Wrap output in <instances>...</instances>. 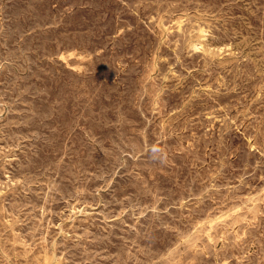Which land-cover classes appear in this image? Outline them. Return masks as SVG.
Instances as JSON below:
<instances>
[{
  "label": "rangeland",
  "instance_id": "374dc122",
  "mask_svg": "<svg viewBox=\"0 0 264 264\" xmlns=\"http://www.w3.org/2000/svg\"><path fill=\"white\" fill-rule=\"evenodd\" d=\"M0 264H264V0H0Z\"/></svg>",
  "mask_w": 264,
  "mask_h": 264
}]
</instances>
